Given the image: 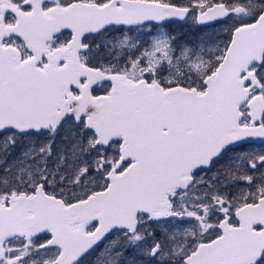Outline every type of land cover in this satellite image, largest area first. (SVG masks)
Instances as JSON below:
<instances>
[{
	"label": "snow or ice",
	"instance_id": "1",
	"mask_svg": "<svg viewBox=\"0 0 264 264\" xmlns=\"http://www.w3.org/2000/svg\"><path fill=\"white\" fill-rule=\"evenodd\" d=\"M0 264H264V0H0Z\"/></svg>",
	"mask_w": 264,
	"mask_h": 264
}]
</instances>
